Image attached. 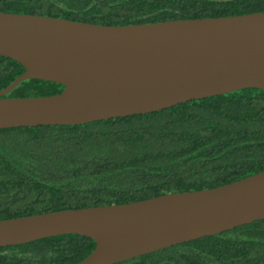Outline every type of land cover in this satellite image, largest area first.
Instances as JSON below:
<instances>
[{
	"label": "water",
	"instance_id": "water-1",
	"mask_svg": "<svg viewBox=\"0 0 264 264\" xmlns=\"http://www.w3.org/2000/svg\"><path fill=\"white\" fill-rule=\"evenodd\" d=\"M0 55L26 70L0 90V128L145 114L243 88L264 90V11L107 25L0 11ZM64 86L5 96L27 79ZM264 218V170L199 190L0 219V247L76 233L71 264H115Z\"/></svg>",
	"mask_w": 264,
	"mask_h": 264
},
{
	"label": "trees",
	"instance_id": "trees-1",
	"mask_svg": "<svg viewBox=\"0 0 264 264\" xmlns=\"http://www.w3.org/2000/svg\"><path fill=\"white\" fill-rule=\"evenodd\" d=\"M0 11L119 25L264 11V0H0ZM26 68L0 55V90ZM64 86L27 79L5 96ZM264 170V90L243 88L145 114L0 128V219L216 187ZM76 234L0 247V264H71ZM115 264H264V218Z\"/></svg>",
	"mask_w": 264,
	"mask_h": 264
}]
</instances>
